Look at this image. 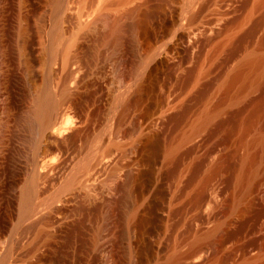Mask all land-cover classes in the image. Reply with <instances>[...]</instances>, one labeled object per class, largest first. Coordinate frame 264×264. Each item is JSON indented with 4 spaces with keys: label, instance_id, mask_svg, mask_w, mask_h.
Instances as JSON below:
<instances>
[{
    "label": "rangeland",
    "instance_id": "rangeland-1",
    "mask_svg": "<svg viewBox=\"0 0 264 264\" xmlns=\"http://www.w3.org/2000/svg\"><path fill=\"white\" fill-rule=\"evenodd\" d=\"M251 54L264 0H0V264H264Z\"/></svg>",
    "mask_w": 264,
    "mask_h": 264
},
{
    "label": "bare ground",
    "instance_id": "bare-ground-1",
    "mask_svg": "<svg viewBox=\"0 0 264 264\" xmlns=\"http://www.w3.org/2000/svg\"><path fill=\"white\" fill-rule=\"evenodd\" d=\"M187 3V2H186ZM63 11V10H62ZM195 30V28H194ZM193 30V31H194ZM190 31V30H189ZM196 31V30H195ZM188 33V32H187ZM186 33V34H187ZM185 37V36H184ZM244 63L249 67V68H255L257 66H259L263 61H264V54L263 55H258V54H251L249 56H247L245 59H244ZM244 64V65H245ZM70 72V70H69ZM67 76H69V74H67ZM49 94V93H47ZM66 108V107H65ZM64 108V106H55L53 105L52 103V98H51V95H45L44 97V100L41 101V107L39 108L38 110V113L39 114V117L41 118V125L39 126V128L37 129L38 132L41 133V136L44 137V139H49L50 138V134H51V131L54 130V132H57V133H63L64 130H66V126H64V122L66 121H69L70 120V116L67 114L66 112V109ZM209 118V115H207L204 120H203V123ZM73 121V120H72ZM71 123V120L70 122ZM32 127V126H30ZM197 131V129H195ZM194 132V131H193ZM39 133V134H40ZM80 134V130L79 129H75L72 133H69L67 135H65L64 137V140L66 142V146L69 151L70 149L72 148L73 146V143H74V139L77 135ZM96 150V149H95ZM42 152V151H41ZM44 152V151H43ZM91 153V152H90ZM95 153V151H94ZM94 155V154H92ZM96 156V155H94ZM99 156V155H98ZM102 156V155H101ZM30 157V156H29ZM103 157V156H102ZM64 158V157H62ZM94 158V157H93ZM96 161L98 160V157L96 156ZM45 161V156L38 152V151H35L33 153V155L31 156V165L33 166V170H34V178H40L43 176V174H40V172H36V168L43 162ZM95 163L96 161L93 160ZM99 161V160H98ZM101 161V160H100ZM90 162V161H89ZM92 162V161H91ZM90 162V163H91ZM93 162V164H94ZM89 165L86 166V168H88L90 165H92V163ZM86 165V164H85ZM54 167V166H53ZM84 168V167H83ZM85 168V169H86ZM87 170V169H86ZM46 174V173H45ZM82 174V173H81ZM45 176V175H44ZM79 176V175H78ZM43 178V177H42ZM30 188V187H29ZM33 189V188H31ZM29 195H30V189H27V191H25V194H24V198H25V204L28 203V200H29ZM32 209L34 208H31L29 207L27 210H26V214H30ZM133 224V223H132ZM129 226V225H128ZM133 227L135 226H129L126 228V232L125 234V237L127 235H130L134 232L133 230ZM123 234V235H124ZM127 234V235H126ZM134 234V233H133ZM132 234V236H133ZM136 234V232H135ZM216 236V235H215ZM128 237V236H127ZM126 237V238H127ZM129 238V237H128ZM222 237H220L219 239L221 240ZM203 239V238H202ZM201 239V236L200 237H196L194 243H193V246L187 251L185 252V258H193L196 254V252L198 251V249L205 244V241H203ZM218 239V242L220 241ZM220 243V242H219ZM204 247V246H203ZM198 254V253H197ZM133 256V255H132ZM134 259H136V256L134 255L133 256ZM139 259V258H138ZM135 263V262H134ZM133 263V264H134Z\"/></svg>",
    "mask_w": 264,
    "mask_h": 264
}]
</instances>
